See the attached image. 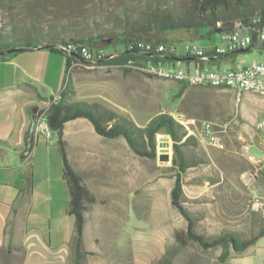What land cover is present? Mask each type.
<instances>
[{
    "label": "rangeland",
    "instance_id": "rangeland-1",
    "mask_svg": "<svg viewBox=\"0 0 264 264\" xmlns=\"http://www.w3.org/2000/svg\"><path fill=\"white\" fill-rule=\"evenodd\" d=\"M45 2L64 6L67 0H21V8L35 10L24 12L14 7V20L0 13V24L5 28L0 26V47L12 50L59 43L65 37L61 32L76 38L109 34L116 28L113 23L125 19L130 24L140 23L155 7L181 15L193 0H83L80 11H69L68 17L51 15L53 19H48L43 9ZM32 18L38 20L31 27ZM204 34L201 38L193 32L176 31L158 38L166 43H194L205 49L221 44L218 33L207 36L204 30ZM126 47L117 42L105 49L108 53L122 52ZM32 49L7 56L36 54ZM47 50L57 61L39 57L38 64L28 68L32 75L28 81L45 99L56 100L72 77L70 103L96 104L141 128L161 113L173 115L182 125L175 113L195 120L185 127L187 136L194 140L183 151L190 162L198 163L183 174V183L184 205L192 214L197 233L212 241L224 233L248 239L259 232L264 219L254 205L257 198L264 201V146L256 125L259 118H264V97L250 93L237 105L227 89L189 86L178 99L183 84L174 80L153 78L140 71L125 72L113 65L76 66L68 71L67 55ZM227 58L231 60L207 68L240 69L254 62L264 63V46ZM34 107L28 104L25 108L29 118ZM203 121L213 122L222 131L218 147L200 142ZM67 131L71 165L93 196L85 203V254L80 264H264V237L242 253L232 250L226 262L220 258L221 247L204 249L195 242L181 247L178 236L187 232L188 223L171 201L176 173L172 169L171 137H158L157 158L151 160L138 156L123 137L106 139L98 135L90 123L69 125ZM39 139L63 170L58 134L52 132L49 139L40 135ZM160 153H168L170 161L161 162ZM248 155L256 161H250ZM65 186L68 188L67 182ZM21 261L20 251L12 257L0 252V264ZM70 264H75L74 252Z\"/></svg>",
    "mask_w": 264,
    "mask_h": 264
},
{
    "label": "trees",
    "instance_id": "trees-1",
    "mask_svg": "<svg viewBox=\"0 0 264 264\" xmlns=\"http://www.w3.org/2000/svg\"><path fill=\"white\" fill-rule=\"evenodd\" d=\"M20 1L21 0H0V13L5 14L7 18H11L13 17L12 9L14 7L19 11L24 12L35 10L34 7L28 9L21 8ZM59 6L52 2L44 3L43 9L45 7L44 11L47 16H49L48 19L51 18V15L55 16L56 14H60V17L63 15L68 17L70 16L69 11L78 12L84 8L83 0H67V3H65L64 6ZM40 17L41 20L42 16ZM259 17L261 18L262 23H264V0H193L189 8L185 9V11L178 16L170 14L166 8L158 10V8L155 7L148 15L145 16V18L142 19V22L140 23L136 20L137 22L130 24L127 19H125L124 22H118L117 24L113 23V27L116 26V28L109 34H95L76 38L75 36H69L61 32L65 35V37L62 39V42L59 43H55L53 41L37 47L28 46L25 49L12 50H4L0 47V58L7 56L1 55L3 52L13 51L11 53H15L32 48H47L51 51L57 52L56 46L67 44V42L83 43L92 48H105L114 43L122 42L127 46L126 51L117 52L119 53L118 57L103 63L105 65L115 66L128 59L139 58V56L135 54V50H128L129 46H133L140 42L153 44L166 43L162 42L158 36L167 34L168 32L187 31L193 32L199 35V37L204 38V30L207 31V36H211L217 31L218 25H222L224 29L230 30L234 29L236 25H239L242 22H253ZM15 18L16 17L11 19L14 20ZM32 19L31 27L34 26L33 21L38 20L39 17L38 19ZM0 26L5 29L2 24H0ZM22 27L24 28V26ZM51 27L54 28L53 26ZM257 45L258 44L256 43L252 44L249 48L244 50L250 51ZM237 52H240V50L222 55L220 57H227L229 55L233 56ZM74 63H77V60L71 56H67L68 71H71ZM124 71L130 72L131 70ZM187 87V85L183 84L180 91L176 95V98L180 99ZM72 93L73 83L72 77H70L68 84L60 93L59 98L53 102L47 120L51 131L58 134L57 146L64 166L63 178L67 182L70 192L69 213L75 218V238L73 242L75 264H80L85 254V203L88 200L90 201L93 199V196L84 185L81 175L77 173L71 165L68 155V142L64 139L66 123L80 118L87 119L93 125L95 132L106 139H117L123 137L138 156L151 160H155L157 158L158 137L160 135L171 137L174 150L172 169L176 172L173 176L175 178V184L171 191V201L172 205L179 211L188 223L187 232L178 236L181 247L186 246L189 242L198 243L204 249L221 247L223 253L220 258L222 262H226L232 250L242 253L251 246L257 244L259 240L264 237V222L259 232L248 239H241L234 233H224L220 234L212 241H208L204 236L197 233L192 214L184 205L185 196L183 183V174L198 163L190 162L183 151V147L190 145L192 140H194V137L187 136L185 126L180 124L181 122L179 123V120H177L173 115L167 113L158 114L153 117L145 127L141 128L131 119L118 116L113 111L101 109L96 104L91 105L87 102L70 103L69 98Z\"/></svg>",
    "mask_w": 264,
    "mask_h": 264
},
{
    "label": "crops",
    "instance_id": "crops-1",
    "mask_svg": "<svg viewBox=\"0 0 264 264\" xmlns=\"http://www.w3.org/2000/svg\"><path fill=\"white\" fill-rule=\"evenodd\" d=\"M32 51L38 54L0 58V252L8 257L22 252L20 264H70L75 218L69 213L64 167L52 160L51 150L42 147L34 133L31 147L33 120L25 112L28 104L39 109L55 100L45 99L30 84L29 65L36 66L39 57L57 59L47 48ZM227 57L210 62L187 59L186 66L221 65L231 60ZM86 123L90 122L84 118L66 123L68 147L69 125Z\"/></svg>",
    "mask_w": 264,
    "mask_h": 264
},
{
    "label": "built area",
    "instance_id": "built-area-1",
    "mask_svg": "<svg viewBox=\"0 0 264 264\" xmlns=\"http://www.w3.org/2000/svg\"><path fill=\"white\" fill-rule=\"evenodd\" d=\"M216 33H218L221 44L209 49L194 43L153 44L140 42L128 47V50H135V54L139 56L138 59H128L114 67L137 73L138 70L149 69L155 74L166 73L181 76L184 77V84L188 87L193 82H205L208 86L210 83H218V87H227V91L233 93L237 105H240L246 95L264 91V63L254 62L250 66L240 69L214 70L200 64H195L189 68L184 62L187 59H200L210 62L222 55L247 49L255 43L264 46V23L259 17L253 22H242L230 30L218 25ZM56 50L77 60L71 69L76 66L99 67L105 65L104 62L119 56L117 52L108 53L105 48H92L86 44L58 45ZM53 102L46 107L39 108L33 130L36 136L44 135L48 139L52 137L47 119ZM175 116L179 117L186 128L187 124H195V120H186L182 114L175 113ZM216 127L211 121L202 122L198 136L202 144L219 146V135L222 131ZM256 127L264 146V118H259ZM244 148L246 151L249 150L248 146ZM247 158L254 161V157L251 155H248ZM254 206L255 210L264 216L263 198L262 200L257 198Z\"/></svg>",
    "mask_w": 264,
    "mask_h": 264
},
{
    "label": "bare ground",
    "instance_id": "bare-ground-1",
    "mask_svg": "<svg viewBox=\"0 0 264 264\" xmlns=\"http://www.w3.org/2000/svg\"><path fill=\"white\" fill-rule=\"evenodd\" d=\"M78 44H81V43H78V42L68 43L67 42V44H61V45H78ZM138 71L142 72L143 74H145L147 76H152L154 78H164V79L174 80L178 83L184 84V77H181V76L166 74V73L155 74V72H153L149 69H142V70H138ZM190 87L227 89V87H218V83H210L208 86V84H206L205 82H193ZM252 94L260 96V97H264V91H257L256 93H252ZM50 132H52L51 129H50Z\"/></svg>",
    "mask_w": 264,
    "mask_h": 264
},
{
    "label": "water",
    "instance_id": "water-1",
    "mask_svg": "<svg viewBox=\"0 0 264 264\" xmlns=\"http://www.w3.org/2000/svg\"><path fill=\"white\" fill-rule=\"evenodd\" d=\"M15 51V50H14ZM247 50H240V52H246ZM11 52H13V51H7V52H3L1 55H8V54H10ZM38 108H34V110H33V112H32V120H33V127H32V131H31V136H30V138H31V147H32V144H33V130H34V125H35V121H36V114H37V112H38ZM170 155L168 154V153H160V160H161V162H163V163H165V162H169L170 161Z\"/></svg>",
    "mask_w": 264,
    "mask_h": 264
}]
</instances>
